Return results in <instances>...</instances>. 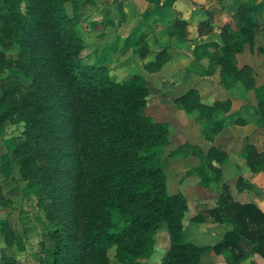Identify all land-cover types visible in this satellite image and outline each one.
Segmentation results:
<instances>
[{"label":"trees","instance_id":"1","mask_svg":"<svg viewBox=\"0 0 264 264\" xmlns=\"http://www.w3.org/2000/svg\"><path fill=\"white\" fill-rule=\"evenodd\" d=\"M16 1L0 0V47L16 49L11 65L0 51V73L11 66L26 83L11 78L9 86V79L1 81L0 124L11 114L22 120L12 159L25 181V195L48 200L53 245L44 264H108L110 249L128 260L148 258L161 222L169 241L154 264H199L206 250L227 252V264H240L253 252L264 259V213L251 203L221 199L206 214L213 223L229 222L230 230L208 247L184 240L181 220L187 205L180 192L166 191L161 156L168 141L167 124L143 113L145 80L132 74L116 81L104 64L86 63L78 56L83 40L76 19L65 12L67 0H18L24 6L21 15L13 11ZM235 17L236 33L226 25L220 28L221 45L208 52L204 71L210 74L218 67L225 85L227 80L239 79L235 54L243 44H252L255 4L239 2ZM183 24L180 19L174 22L179 36ZM204 24H198V32ZM168 58L161 50L143 68L155 72ZM20 87L27 91L21 92ZM177 101L183 111H196L204 139L210 141L220 131L221 124L212 115L226 111L228 101L204 104L194 89ZM197 150L203 168L219 174L217 165L226 154L213 146L205 153ZM244 159L250 171H264V149L246 144ZM0 202L9 203L1 190ZM11 230L8 221L1 219L5 243ZM0 262L12 264L7 257Z\"/></svg>","mask_w":264,"mask_h":264},{"label":"rangeland","instance_id":"2","mask_svg":"<svg viewBox=\"0 0 264 264\" xmlns=\"http://www.w3.org/2000/svg\"><path fill=\"white\" fill-rule=\"evenodd\" d=\"M238 1L240 0L193 1L192 4L197 9H202L206 5H209L208 9L213 12L220 11L222 8L226 9L225 14L216 13L215 30L208 26V19H205V24L200 28V32L217 33L224 24L235 34L238 23L234 6ZM251 1L256 4V16L259 20H257L251 46L249 47L245 43L242 45L240 53H236L235 65L240 69L239 79L227 80L226 85L221 81L219 83H222L223 86L220 85L230 92H232L233 84H236L242 91L254 89L257 86L256 97L250 102L234 105L235 107L230 112L229 109L215 112L212 118L220 122L221 129L235 124L236 118L244 121L242 126L249 125L250 131L241 129V132L243 134L246 132L248 135L240 136L238 140L231 142V146L234 149L242 148L244 151L245 145L251 144L257 151H261L264 149V115L262 117L260 114L261 109L264 113V104H262L264 102V54L261 52L262 49L264 50V0ZM185 2L189 4V0H185ZM143 5L142 1L136 0H67L63 3L67 16L76 19V30L83 40L82 49L78 52L79 57L86 63L97 61L104 64L108 74L116 81H124L132 74H139L145 80L147 94L143 113L153 121L167 124L168 141L161 156L166 191L170 194L180 192L187 205L181 220L184 240L195 246L208 247L218 241L224 232L230 230L231 224L229 222L213 223L206 214L207 210L217 206L219 202L221 203V199H231L232 189L236 190L245 185L248 186L250 183V185H255L254 190L258 194L262 190V185L257 182L252 183V178L256 173L250 171L246 164L249 173L245 176H238L237 179L240 178L238 182L233 174L239 173L228 168L229 165L224 176L220 172L218 174L203 168L204 162L196 155L199 146L189 142L192 140V135L200 137L201 122L196 116V111L187 113L179 107L177 97L181 95L180 93L186 86L191 87V83L193 85L198 83L199 76H202L207 68L208 52L198 45L196 49H193L196 51L195 55L192 54L194 58L192 60L189 58L179 59L180 64L173 68V71L167 72L164 69L158 75L146 71L143 68L144 64L153 59L155 52H159L157 50L159 46L153 41L149 42L154 35L148 38L146 33H142L147 30L146 25L139 23V10ZM15 6L14 13L21 15L24 8L23 2L17 0ZM163 14L164 16L160 17L164 20L161 23V31L166 34V36L164 35L166 41L163 44L169 46V51L173 53V56H179L177 53L183 54V52H177L179 50H176V47L192 50L189 47L193 43V39L187 37L191 33V30L186 26L187 23L183 24L181 36L177 34V29H174V22L179 19L178 16L181 13L166 12ZM128 31L129 37L122 46L118 36H125L124 34ZM168 33L172 36L171 40H167ZM114 35H117L116 41L111 43ZM218 41V45H221V40ZM148 46L151 49L150 53L147 52L149 51L147 50ZM131 50H135V52H131ZM0 51L8 59V63L13 64L16 55L15 47L12 45L2 46ZM140 52H146V54L141 56ZM249 54L254 59H249ZM11 78L26 83L20 79L16 69L10 66L0 73V84L1 81L9 79L7 85L10 86ZM20 89L21 92L27 91L25 87H20ZM233 96L235 99L239 98L236 95ZM22 129L23 122L15 114H11L0 124V164L2 166L0 190L3 198L5 197L9 201L5 205L0 202V220L6 219L13 232L12 241L10 239L8 243H5L2 231H0V259L7 257L12 264H44L48 250L53 245L49 237V230L54 222L47 215V211L48 213L50 211V208H47L48 200H42L39 196L25 195L27 190L25 181L20 178L18 164L12 159L13 142L19 140ZM201 139L206 140L202 136ZM174 150H180V153L172 154ZM199 152L203 153L200 149ZM154 238L153 252L148 258L128 260L116 255L110 249L107 253L108 264H154L158 262L169 241L163 222L156 229ZM244 248L248 252L250 246L246 244ZM211 255L212 252L206 250L200 256L199 264H214L217 259Z\"/></svg>","mask_w":264,"mask_h":264},{"label":"crops","instance_id":"3","mask_svg":"<svg viewBox=\"0 0 264 264\" xmlns=\"http://www.w3.org/2000/svg\"><path fill=\"white\" fill-rule=\"evenodd\" d=\"M136 1H142L144 3L143 7L139 10L140 12L139 23L142 25H146L147 30H144L142 33H146V36L148 38H150L151 35H154L149 42L153 41V43H156L159 46L157 50L158 51L163 50L169 57L168 60L162 64L159 70L155 71L154 73L151 72L154 75H158V73L164 69L167 72L173 71L172 69L178 67V65L180 64L179 59L185 60L189 58L192 60L194 58L193 56L195 55L194 53H196V51H194L193 49H196V46L198 45L201 46V48H203L207 52H210L212 50L213 45L219 46L218 45L219 44L218 43L219 42L218 41L219 31L217 33L215 32L211 34H208V31L198 32V24L201 22H205V19H208V26L212 30H215L216 13L219 14L220 12L222 13L226 12L225 8H222L220 11H216V12H213L211 9H208L210 8L209 5L204 6L202 9H197L194 7L195 5L192 4L193 1L195 0H189V4L186 3L185 0H136ZM239 2H241V0L238 1V3L234 7L237 8V5L239 4ZM166 12L167 13L170 12L173 14L176 12L181 13L178 16V18L186 22L187 28L191 30L190 31L191 33L187 37L188 38L191 37V39H193L192 41L193 43H191L189 47V49H192V50H186L184 47L182 48L176 47V50H179L177 52H183V54L180 55L179 53H177L179 56H173L172 55L173 53L169 51L170 50L169 46L167 47L166 45L163 44L166 41V37H164V35L166 36V34H164L161 31V23L164 20L163 18H160V17L164 16L163 13H166ZM189 16L190 18H188ZM255 19L257 23V20L259 19H258V16H256V4H255ZM128 33L129 31L126 34H124L125 36H120V35L118 36V38L121 39L122 46H124L125 42H127V39L129 37ZM116 37L117 35H114L112 41L110 42L112 43L113 41H116ZM154 38H157V39H154ZM168 39L171 40V36H168L167 40ZM135 50H131V52H135ZM147 50H149L148 52L150 53L151 49H149V46L147 47ZM155 54L156 52L153 54V57ZM237 54L235 55V60H236ZM253 55L256 56L255 53H253ZM248 57L249 59H254V58H251L252 56L250 54L248 55ZM249 64H251L250 61H249ZM214 70H213L214 72L212 71L210 74H205V72H203V75L199 76L200 78L198 80V83H195L194 85L193 83H191L190 84L192 85L191 87H188L189 85L186 86V88H184L182 90L183 92L180 94H183L188 89H194L199 97V100L204 104H209L212 101H228L229 102V107H228L229 112L237 104L250 102L251 99L252 100L255 99L256 92H257V89H256L257 86H255L254 89L242 91L241 88H239L236 84H233L231 86L232 92H230L229 90H225L222 87L223 86L222 83H219L220 79H219L218 67L214 68ZM233 95H236L239 98L235 99L233 98L234 97ZM239 121L240 120L236 118L234 120L235 124L230 125V127L228 128L226 126L220 129V131L217 134H215L210 141L201 139V135H199L200 137L192 135L191 137L192 140H189L191 144H196L197 146H199L200 151L202 150L203 153H205L206 150L211 146L221 149L226 154V158L222 163L217 165L220 170V173L224 176L227 169L231 168V170H234V172L239 173V174H236V173L233 174V176L236 179L238 176H245V174L249 173V170L246 168V165L244 162L245 161L244 151L242 150V148L234 149L233 146H231V142H233L234 140L235 141L238 140L240 136L244 137L248 135L246 132L243 134L241 132V129H244L248 132L250 131V127H248L249 125L244 124L242 126L244 121L242 123H239ZM222 135L223 137H221ZM220 139H223L224 141ZM228 165L229 167L227 168ZM1 167L2 166L0 164V176H2ZM254 176L255 177L252 178V181H253L252 183L253 184H255V182L260 183L262 185V190L257 194L255 193V190H254L255 185H250V183H248L250 186L245 185L243 187L237 188L236 190L232 189V192H230L231 200L241 203V204L251 203L255 207H257L261 212L264 213V171L257 172L256 175ZM212 256H215V258L217 259V261L214 264H226L225 263L226 260L224 259L227 258V252H222L220 254H214L212 252L211 257ZM240 264H264V259L261 258L257 253H254V252L248 253L246 258L243 259L240 262Z\"/></svg>","mask_w":264,"mask_h":264}]
</instances>
